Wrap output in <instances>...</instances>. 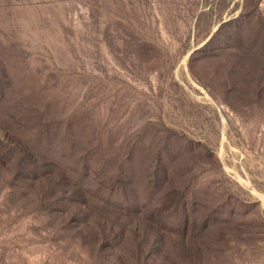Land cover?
Instances as JSON below:
<instances>
[{
    "label": "rangeland",
    "instance_id": "1",
    "mask_svg": "<svg viewBox=\"0 0 264 264\" xmlns=\"http://www.w3.org/2000/svg\"><path fill=\"white\" fill-rule=\"evenodd\" d=\"M0 264H264V0H0Z\"/></svg>",
    "mask_w": 264,
    "mask_h": 264
}]
</instances>
